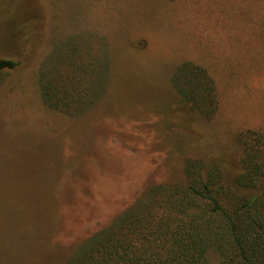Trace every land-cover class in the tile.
<instances>
[{
	"label": "rangeland",
	"instance_id": "374dc122",
	"mask_svg": "<svg viewBox=\"0 0 264 264\" xmlns=\"http://www.w3.org/2000/svg\"><path fill=\"white\" fill-rule=\"evenodd\" d=\"M0 57L20 63L0 73V264H66L190 160L233 185L240 135L264 127V0H0ZM183 63L214 79L213 115L182 101ZM58 68L85 106L45 103Z\"/></svg>",
	"mask_w": 264,
	"mask_h": 264
},
{
	"label": "trees",
	"instance_id": "16d2710c",
	"mask_svg": "<svg viewBox=\"0 0 264 264\" xmlns=\"http://www.w3.org/2000/svg\"><path fill=\"white\" fill-rule=\"evenodd\" d=\"M19 65L0 57V73ZM64 73L58 68L56 75H41L43 98L54 108L76 111L86 104V85ZM174 80L191 110L216 112V84L204 67L183 63ZM239 142L242 172L233 185L219 166L190 160L184 184L151 187L89 235L66 264H209L210 252L219 264H264V127L242 133Z\"/></svg>",
	"mask_w": 264,
	"mask_h": 264
}]
</instances>
